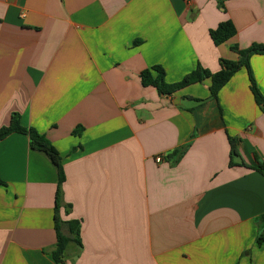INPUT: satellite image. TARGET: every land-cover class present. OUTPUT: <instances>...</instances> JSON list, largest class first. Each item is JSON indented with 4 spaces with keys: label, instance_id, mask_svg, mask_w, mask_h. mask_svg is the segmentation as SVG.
<instances>
[{
    "label": "crops",
    "instance_id": "obj_1",
    "mask_svg": "<svg viewBox=\"0 0 264 264\" xmlns=\"http://www.w3.org/2000/svg\"><path fill=\"white\" fill-rule=\"evenodd\" d=\"M225 21L237 34L215 45ZM253 44L264 0H0V128L19 114L65 174L56 214L57 167L28 135L0 141V264H58L56 216L67 236L79 222L67 264H264V112L247 69L217 101L210 79L161 96L140 78L215 73ZM250 67L264 95V52Z\"/></svg>",
    "mask_w": 264,
    "mask_h": 264
},
{
    "label": "trees",
    "instance_id": "obj_2",
    "mask_svg": "<svg viewBox=\"0 0 264 264\" xmlns=\"http://www.w3.org/2000/svg\"><path fill=\"white\" fill-rule=\"evenodd\" d=\"M237 34V29L231 21H225L219 24V26L210 31L211 38L215 45H221L226 43L229 39ZM232 51L239 55L238 61L221 60V69L218 72L212 73L200 65L191 73L187 74L181 81L176 83H168L165 79V70L161 66H154L151 69H146L141 72L140 78L144 87H153L156 89L159 95L169 96L175 92L186 88L187 86L202 83L206 79L211 80L209 87L210 98L218 100L219 91L231 80L233 75L241 68L245 67L249 75L250 90L254 96L255 102L264 112V95L259 90L256 80L253 76L250 67V57L253 54L263 53L264 46L253 44L251 47L245 50L239 49L237 46L231 47ZM201 101V100H199ZM13 133H21L29 136L30 147L33 150L44 152L48 158L57 167L58 171V186L56 192V214L59 208V199L61 195V188L65 181V174L61 163V156L57 149L51 144V142L43 135L40 134L34 128H27L21 125L20 115L14 113L11 116L10 124L0 128V141L8 137ZM231 146V159L234 157H240L237 149V139L229 137ZM181 151H175L174 155L180 156ZM172 157V156H171ZM233 164L231 160V165ZM264 176V163L257 162V166L253 168ZM0 185H4V182L0 179ZM260 220H264V215ZM62 222L55 217V231L57 242L55 249L52 251V258L58 264H67L65 260V251L69 243L74 242L80 245L79 241V222L69 221L66 225L69 228V235H64L62 232ZM264 243V230L258 234L256 238L257 246H261Z\"/></svg>",
    "mask_w": 264,
    "mask_h": 264
},
{
    "label": "built area",
    "instance_id": "obj_3",
    "mask_svg": "<svg viewBox=\"0 0 264 264\" xmlns=\"http://www.w3.org/2000/svg\"><path fill=\"white\" fill-rule=\"evenodd\" d=\"M161 160H162V159H161L160 157H159V158H157V161H158V162H160Z\"/></svg>",
    "mask_w": 264,
    "mask_h": 264
}]
</instances>
